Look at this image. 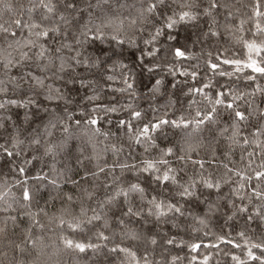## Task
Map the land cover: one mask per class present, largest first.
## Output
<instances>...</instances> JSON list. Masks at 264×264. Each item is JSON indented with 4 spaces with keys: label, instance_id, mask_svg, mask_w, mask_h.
I'll list each match as a JSON object with an SVG mask.
<instances>
[{
    "label": "snow or ice",
    "instance_id": "snow-or-ice-1",
    "mask_svg": "<svg viewBox=\"0 0 264 264\" xmlns=\"http://www.w3.org/2000/svg\"><path fill=\"white\" fill-rule=\"evenodd\" d=\"M242 8L256 19L259 41L236 37L245 20L235 28L233 19ZM260 18L264 0H0V165L24 177L16 181L19 215L28 218L17 234V197L0 186L7 214L0 264H116L113 254L119 264H178L184 258L169 251L184 243L177 235L201 231L221 214L225 222L258 221L264 236V99L256 101L264 87L242 92L214 80L245 68L264 77V56L252 55L264 53ZM181 28L193 30L184 44ZM225 34L242 40L246 62L213 50ZM201 60L212 75L190 85ZM178 61L196 63L189 70ZM161 70L173 79L165 82ZM102 94L108 103H96ZM12 107L25 110L23 119L18 112L14 119ZM112 114L115 132L102 130ZM237 147L240 166L232 159ZM49 186L59 210L32 211ZM238 235L245 251L244 258L230 254L234 264H264V238ZM216 239L207 247L234 244L223 234ZM188 246L193 253L201 247ZM199 255L198 264H212V252Z\"/></svg>",
    "mask_w": 264,
    "mask_h": 264
},
{
    "label": "trees",
    "instance_id": "trees-1",
    "mask_svg": "<svg viewBox=\"0 0 264 264\" xmlns=\"http://www.w3.org/2000/svg\"><path fill=\"white\" fill-rule=\"evenodd\" d=\"M26 2V0H25ZM254 0H237V3L242 5H247L253 3ZM250 9H241V12L243 15H239L233 19V25L235 28H239V22L240 19H244L245 23L243 25L242 31L236 32V37L242 38V40H251L254 38L255 34V23L256 19H248V14L250 13ZM259 23H261L262 26H264V18H260ZM193 30L191 28H181L179 30V41L181 44L186 43L185 37L190 35ZM195 37H193L194 39ZM255 38L257 41L261 39V37L258 34H255ZM242 40L240 39H234L232 36H229L227 34L224 35L223 39L219 40L216 44L213 45V50L215 48H221L222 50H226V54L235 59H240L242 61H247L248 58V50L244 46ZM189 50H193L191 47V44L188 43ZM198 51L199 49H195ZM215 54V53H214ZM254 59L260 60V57L264 56V53H261L259 56L256 54H252ZM169 59L171 60L172 57L169 56ZM196 63V61H178L177 67H183V68H189L192 64ZM201 67H200V75L196 78L195 82L189 81L190 85L198 86L200 84V81L205 78V76H211V72L205 73V69L203 66V60L200 61ZM225 69L231 71L235 68L234 65H225L223 66ZM162 74L165 76V82L172 80L173 78L169 75H167L166 71L161 70ZM248 74H252L256 76V80L254 81H248L245 79V76ZM177 79H184L183 77H177ZM214 80L219 81L221 84H223L226 81L231 82L232 86L236 88L239 91L242 92H248L251 91L255 85L259 84L261 87H264V77H261L258 73H251V69H244L243 72L236 73L231 78L229 77H219L216 75L214 77ZM55 83L59 84L60 81H55ZM119 84L117 83V85ZM83 94V90H82ZM11 95V93H9ZM118 98L121 100L124 99L123 96H120L119 93L116 94ZM111 99L110 95H101V99L96 101V103H108ZM264 99V97H261L259 93L256 94V101L257 103H260V101ZM264 107V104L261 105ZM186 107V105H185ZM24 109H19L12 107L9 109L10 114L13 115L15 119L16 113H20V118L23 119ZM112 126L107 125L104 123V120H101V127L102 130H108L110 127L113 132H115V123H116V114H112ZM171 117V114L169 116ZM100 139H103L102 137ZM115 139V137H113ZM127 151V149H126ZM136 156L137 159L140 157V150H136ZM240 155L241 150L239 147L235 148L234 155L232 156V159L237 162V166H240ZM109 162H111L112 156L111 153L108 154ZM223 159V157H221ZM247 159L245 155V160ZM34 173L29 171L26 173L29 177L33 175ZM24 177L20 176V174L14 170H10L8 167L0 165V186L7 185L11 187V190L13 193H15L17 197V202L14 204V207L17 209L16 212L11 213L12 215H17V224L20 225V227L17 229V234H19L22 230L24 225L27 223V216H20L19 213L21 211L19 197L21 192V185H17L16 181L21 180L23 181ZM37 182L32 181L29 179V186L32 188V190H35ZM70 186H65L64 190H68ZM227 189H225L226 191ZM45 201H47V205H45ZM62 201L60 200L59 196H57V190L52 188L51 186L42 188L40 196L36 197L32 201V211H36L37 207L40 208H46V210L51 214L53 212H56L61 207ZM24 211H27V209H24ZM6 213L0 212V222H3ZM9 229L12 228V222L9 221ZM258 221L254 222L252 225H246L244 220L237 217L232 221L225 222V218L223 217V214H221L218 217H213L209 220L208 225L206 228H204L201 231H192L191 227H188L186 230L181 231L179 235H177V241L183 240V244L180 246H169V251L173 255H179L183 257L184 259L178 264H188V260L191 255H197V264L200 259L199 254H204L206 252H212V264H217V261L219 264H234V262L231 260L230 254H235L241 256V258H244V251H245V245H244V239L241 238L238 233L239 231L243 230L246 234V238L250 241H259L260 239L264 238L261 234V229L257 227ZM170 226H164V230H168ZM231 229V231H230ZM205 232L208 234L205 235ZM226 235L229 238H231L235 243H238L241 245L240 248L234 247V244H225L221 243L219 246V249L216 248H209L207 247L210 244L217 243V236L218 235ZM176 235V230L172 229L169 232V236ZM190 243H200L201 247L198 250V253L191 252V249L189 248ZM159 251V250H158ZM109 260H115L116 264H119V258L113 254L108 258ZM157 259H159V256H157Z\"/></svg>",
    "mask_w": 264,
    "mask_h": 264
}]
</instances>
